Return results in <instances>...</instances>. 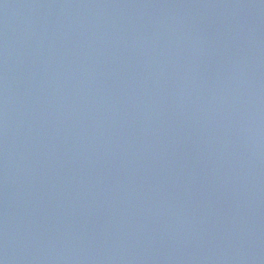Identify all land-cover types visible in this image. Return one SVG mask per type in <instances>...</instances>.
<instances>
[{
  "label": "water",
  "instance_id": "water-1",
  "mask_svg": "<svg viewBox=\"0 0 264 264\" xmlns=\"http://www.w3.org/2000/svg\"><path fill=\"white\" fill-rule=\"evenodd\" d=\"M0 264H264V0H0Z\"/></svg>",
  "mask_w": 264,
  "mask_h": 264
}]
</instances>
